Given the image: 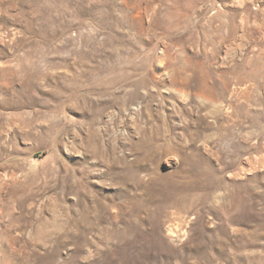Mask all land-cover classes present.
I'll use <instances>...</instances> for the list:
<instances>
[{
  "label": "rangeland",
  "instance_id": "rangeland-1",
  "mask_svg": "<svg viewBox=\"0 0 264 264\" xmlns=\"http://www.w3.org/2000/svg\"><path fill=\"white\" fill-rule=\"evenodd\" d=\"M0 264H264V0H0Z\"/></svg>",
  "mask_w": 264,
  "mask_h": 264
}]
</instances>
